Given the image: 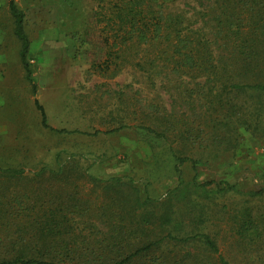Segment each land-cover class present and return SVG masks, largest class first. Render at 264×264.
<instances>
[{
	"label": "rangeland",
	"instance_id": "1",
	"mask_svg": "<svg viewBox=\"0 0 264 264\" xmlns=\"http://www.w3.org/2000/svg\"><path fill=\"white\" fill-rule=\"evenodd\" d=\"M9 1L0 0V50L10 63L0 168L57 170L71 163L70 190L84 199L100 202L116 193L139 201L140 211L166 213V232L208 234L230 264H264V92L133 67L106 78L83 41L96 0H12L23 15L32 96ZM227 2L174 0L161 10L213 39ZM222 46L212 45L215 55ZM34 100L47 126L62 133L42 127ZM177 158L186 161L179 165ZM207 181L233 189L193 185ZM54 182L36 185L61 184Z\"/></svg>",
	"mask_w": 264,
	"mask_h": 264
},
{
	"label": "trees",
	"instance_id": "2",
	"mask_svg": "<svg viewBox=\"0 0 264 264\" xmlns=\"http://www.w3.org/2000/svg\"><path fill=\"white\" fill-rule=\"evenodd\" d=\"M96 1L83 41L88 55L95 57V70L104 77L133 67L149 76L207 79L235 92H264V0H228L213 39L163 14L161 9L174 0ZM8 6L25 78L35 95L23 15L12 0ZM213 44L223 45L221 53L214 54ZM34 104L42 126L50 129L42 107L36 100ZM177 159L179 165L186 161ZM71 167L64 163L57 170L0 168V264H230L208 234L166 232L165 212L140 211L139 201L116 193L100 202L75 194L68 184ZM44 180L61 184L36 185ZM193 185L233 189L214 181Z\"/></svg>",
	"mask_w": 264,
	"mask_h": 264
},
{
	"label": "crops",
	"instance_id": "3",
	"mask_svg": "<svg viewBox=\"0 0 264 264\" xmlns=\"http://www.w3.org/2000/svg\"><path fill=\"white\" fill-rule=\"evenodd\" d=\"M19 51H20V48L18 49V56L17 57L19 59L18 61H19L20 65L22 66L21 61H20V57H19ZM7 55L9 57L12 56V55L10 56V54H7ZM5 56H6L5 53L2 50H0V127L1 126L4 127V125H5V124L3 125L4 122H2V124H1V121L4 120L3 112H4V110H6V107H7L8 103H9V99H8L9 96L6 97V95L3 94V90L6 89V91H7L8 89H10V86H8V78H9V76L7 77V79L4 78L5 72H8V68H9V65H10V63H8V61L6 60ZM22 69H23V67H22ZM23 72L25 74L24 69H23ZM24 78H25V76H24ZM25 80H26V78H25ZM30 91H31V95L35 96V95L32 94L31 86H30ZM0 130H1L0 133H2L3 129H0ZM1 142H2V139H1Z\"/></svg>",
	"mask_w": 264,
	"mask_h": 264
}]
</instances>
